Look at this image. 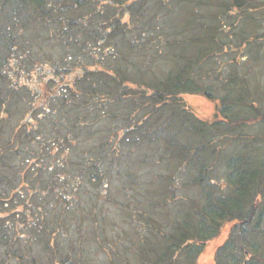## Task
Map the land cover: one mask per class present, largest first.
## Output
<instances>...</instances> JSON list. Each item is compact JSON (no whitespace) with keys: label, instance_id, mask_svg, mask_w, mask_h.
<instances>
[{"label":"trees","instance_id":"trees-1","mask_svg":"<svg viewBox=\"0 0 264 264\" xmlns=\"http://www.w3.org/2000/svg\"><path fill=\"white\" fill-rule=\"evenodd\" d=\"M228 223L215 264H264V0H0V264H198Z\"/></svg>","mask_w":264,"mask_h":264},{"label":"rangeland","instance_id":"rangeland-1","mask_svg":"<svg viewBox=\"0 0 264 264\" xmlns=\"http://www.w3.org/2000/svg\"><path fill=\"white\" fill-rule=\"evenodd\" d=\"M188 104L200 115L210 118L215 113L216 105L203 96H191L187 98ZM233 223H228L223 227V232L216 239L206 243L204 251L201 253L198 264H215V253L217 247L227 238ZM1 249V246H0ZM15 264H18L17 262Z\"/></svg>","mask_w":264,"mask_h":264}]
</instances>
